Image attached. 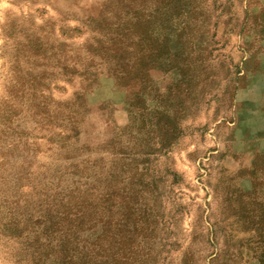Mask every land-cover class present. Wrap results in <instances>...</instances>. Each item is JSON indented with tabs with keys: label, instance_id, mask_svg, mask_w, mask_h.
Instances as JSON below:
<instances>
[{
	"label": "rangeland",
	"instance_id": "rangeland-1",
	"mask_svg": "<svg viewBox=\"0 0 264 264\" xmlns=\"http://www.w3.org/2000/svg\"><path fill=\"white\" fill-rule=\"evenodd\" d=\"M0 264H264V0H0Z\"/></svg>",
	"mask_w": 264,
	"mask_h": 264
}]
</instances>
